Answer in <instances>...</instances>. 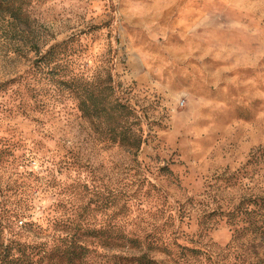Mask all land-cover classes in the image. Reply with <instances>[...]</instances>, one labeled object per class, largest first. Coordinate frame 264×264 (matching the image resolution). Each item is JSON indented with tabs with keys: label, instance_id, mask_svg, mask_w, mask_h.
<instances>
[{
	"label": "rangeland",
	"instance_id": "374dc122",
	"mask_svg": "<svg viewBox=\"0 0 264 264\" xmlns=\"http://www.w3.org/2000/svg\"><path fill=\"white\" fill-rule=\"evenodd\" d=\"M28 20L0 17V204L24 211L17 225L75 221L88 204L91 226L142 237L173 206L164 232L202 250L154 254L162 264L255 262L247 245L227 252L220 212L264 195V0H38ZM64 40L61 60L43 57ZM85 80L137 111L135 157L81 116ZM110 193L131 195L124 210ZM131 252L103 241L87 264Z\"/></svg>",
	"mask_w": 264,
	"mask_h": 264
},
{
	"label": "trees",
	"instance_id": "16d2710c",
	"mask_svg": "<svg viewBox=\"0 0 264 264\" xmlns=\"http://www.w3.org/2000/svg\"><path fill=\"white\" fill-rule=\"evenodd\" d=\"M36 2L38 0H0V17L9 23L27 25ZM65 42L49 46L43 57L49 62L61 60L63 57H56L53 49ZM71 82L74 81L71 79ZM81 85L74 93L81 116L104 135V141L109 146L129 149L135 157L144 143V128L137 111L120 96L109 94L111 88L95 87L89 80ZM9 154L13 158L12 152ZM108 196L112 209L119 205L121 197L124 198L118 210H124L126 200L131 197L114 193ZM7 205V202L0 204V264H87L90 253L103 241L112 248L134 251L129 255H118L116 264H162L154 254L166 255L173 263H178L185 257H197L202 250L182 245L176 241L177 236L170 238L164 232L165 226L175 225L179 220L173 206L161 212L159 225L140 237L122 229L118 220L110 222L107 229L91 226L85 214L88 204L82 206L81 215L75 221L62 222L53 216L47 219L46 226L27 222L20 227L17 220L24 216V211ZM223 212L220 213L227 217L232 231V237L226 244L227 252H234L239 244H244L251 249L250 254L255 261L251 264H264V195L242 197L236 206ZM207 255L214 259L209 250ZM234 260L238 258L234 256Z\"/></svg>",
	"mask_w": 264,
	"mask_h": 264
}]
</instances>
